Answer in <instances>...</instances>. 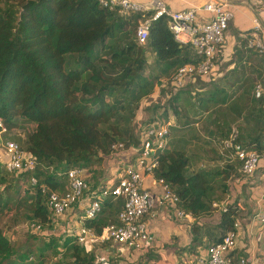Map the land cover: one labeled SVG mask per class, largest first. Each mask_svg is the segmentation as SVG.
I'll list each match as a JSON object with an SVG mask.
<instances>
[{"label": "trees", "instance_id": "trees-1", "mask_svg": "<svg viewBox=\"0 0 264 264\" xmlns=\"http://www.w3.org/2000/svg\"><path fill=\"white\" fill-rule=\"evenodd\" d=\"M3 2L0 6V118L5 133L17 128L20 120L34 124L19 146L26 155L35 158L38 165L32 172L14 174L16 182L22 180V184L27 185L22 190L23 202L29 204L35 223L52 226L47 193L63 194L69 190L67 170L101 167L104 157L111 153L139 147L135 110L140 108L139 100L165 79L170 84L168 102L171 101L169 105L175 114L178 110L174 104L179 105L180 93L187 90V85H194L189 91L192 94L189 108L186 107L191 113L183 115L185 121L199 111H207L211 103H220L221 107L231 103L226 117L224 112L208 116L210 122H214V127H210L213 130H208L212 135L207 139L208 144L229 137L233 127L238 130L237 143L247 151L262 154L264 136L260 133L247 138V126H240L247 123V105L241 110L236 100H230L234 92L229 94L225 88L212 85L214 79L207 84L211 88L195 86L198 79L173 90L171 77L176 69L185 64L197 65L201 58L190 45H180L174 40L165 16L151 22L146 43L139 45L135 40L136 27L134 30L133 27L148 18L152 11L109 10L101 7L97 0ZM248 49L257 55V50ZM261 63L264 66L263 56ZM256 101L264 102L263 92ZM240 102L247 103L243 99ZM169 105L143 123L171 116L174 125L170 136L175 122L174 116L168 114ZM232 115L236 125L226 119ZM182 125L186 128L189 124ZM222 126L225 130H221ZM215 133L221 134V138ZM189 141L184 136L179 139L175 136L173 140L168 137L153 176L163 179L179 197L176 208L197 218L212 211L214 194L219 190L227 191L228 179L244 174L238 160L227 161L221 168H189L192 160ZM212 145L218 150L214 143ZM6 172L0 160L1 184L8 182ZM32 176L37 179L35 184L30 181ZM215 179L220 180L219 186L215 185ZM42 186L47 188L46 192L42 191ZM100 202L101 210L96 218L85 220V225L96 234L117 221L110 218L115 213L117 216L121 206V201L113 200L112 196ZM6 205L0 193V213ZM236 215V204L231 203L221 211L216 224L196 221L190 224L193 235L190 249L197 253L199 246L206 248L221 241L228 231L234 230ZM54 240L58 238H52L51 242ZM62 245L71 251L73 264H97L88 254L89 248L76 243L74 238H64ZM144 254L138 253L134 261L139 263ZM0 257H3L0 264H35L29 260L28 253L14 254L1 229Z\"/></svg>", "mask_w": 264, "mask_h": 264}, {"label": "built area", "instance_id": "built-area-1", "mask_svg": "<svg viewBox=\"0 0 264 264\" xmlns=\"http://www.w3.org/2000/svg\"><path fill=\"white\" fill-rule=\"evenodd\" d=\"M97 2L109 10L118 8L122 12L152 11L151 15L140 21L135 29V40L139 45L146 43L151 22L165 16L174 40L180 45L188 44L195 50L201 58L200 62L197 65L185 64L176 69L171 77L174 91L193 82L196 76L207 78L213 75L218 48L223 45L225 32L233 18V12L227 3L207 0L201 5L172 10L162 0H152L148 4H141L135 0ZM260 2L264 6V0ZM201 12L206 15L199 18ZM251 24L252 34L246 39V48L255 49L264 57V27L257 17L251 19ZM260 94L261 89L256 88V97ZM173 125L171 116L139 124L137 133L140 145L136 149H129L133 152V159L116 167L112 181L106 179L93 184L84 178L83 169L75 167L67 170L69 190L63 194L55 191L47 193V207L53 216L52 226L34 222L32 223L34 233L49 236L52 233L56 235L61 233L64 234V238L72 237L76 243L86 248L94 243L108 244L114 248L112 252H115L116 256L123 257L131 251L144 254L145 249L154 242L150 225L143 217L148 215L153 218L156 204L170 208L176 220L191 222L193 218L191 213L176 208L180 201L179 197L169 189L163 179L153 176L158 156L167 145L170 128ZM3 132L5 127L0 118V133ZM236 137L237 130L232 128L229 137L213 140V143L227 161H240L244 177L249 178L255 172L261 156L243 148L236 142ZM3 149L5 158L3 164L8 172H32L38 165V161L26 155L14 140L5 141ZM146 178H149L150 183H146ZM30 181L35 184L37 179L32 176ZM153 184L161 187L159 194L151 191L150 187ZM42 191L46 192L47 188L42 186ZM111 196L113 200L121 201L117 221L106 225L101 234H96L92 228L85 225V220L96 218L101 210V199ZM212 205L215 207L218 204L213 202ZM76 209H79L78 214L75 213ZM225 209L226 206H223L222 210ZM252 219L261 226V239L264 244V207L256 211ZM236 227L235 221L234 230L228 231L221 241L208 245L206 256L204 259H197L196 264H249L244 256L235 259L230 255L235 248ZM101 261L106 260L102 258Z\"/></svg>", "mask_w": 264, "mask_h": 264}, {"label": "crops", "instance_id": "crops-1", "mask_svg": "<svg viewBox=\"0 0 264 264\" xmlns=\"http://www.w3.org/2000/svg\"><path fill=\"white\" fill-rule=\"evenodd\" d=\"M135 1L141 4H148L152 0ZM162 1L172 10H182L201 5L207 0ZM217 1L227 3L233 12V18L225 32L224 43L218 48L215 69L219 72L217 78H212L214 79L212 85L225 88L227 92H230L234 90L235 86L240 84H243L244 87L246 80L247 87H249L248 82L254 84L247 88V94L243 90L232 91L234 93L231 95L230 100L240 102L243 99L247 101V123L240 124L242 128L247 126V138L256 137L260 133H262L261 136H264V102L258 104L255 97L256 88H260L264 94L262 55L260 56L258 52L257 55L253 54V51H249L248 48L244 47L245 40L252 34L251 19L259 18L264 27V6L260 0ZM205 15V13L201 12L199 18ZM239 92L244 93L243 97ZM194 124L198 126L199 122ZM124 153L126 155H123ZM132 153L129 150L111 153L104 157L100 174L98 171L93 173L95 169H99L97 168L98 166H93L91 169H84V178L93 184L106 179L112 181L111 178L115 174L116 167L127 160L128 162L131 161L134 157ZM260 156L259 164L252 176L249 178L243 176L236 179H228V193L225 194L224 199L216 202L218 205L213 207L210 214L198 216L197 218L193 216L189 224L186 221L176 220L170 208L156 204L153 210L155 213L154 217L146 216L154 238V242L144 251V253L146 251L149 252L144 254L145 257L143 259L140 258L139 263L134 261V258L136 259L138 256V253L134 251L129 252L134 254L131 256L124 252L126 254L122 259L126 262L129 261L127 264H196L197 259H204L206 256V248L203 245L199 246L198 254L190 249L193 245L190 224L195 221L201 224H216L220 218L223 206L235 203L237 207L236 240L235 248L230 255L235 259L244 256L248 259L249 264H264V244L261 239V226L252 219L253 214L264 207V147ZM4 159V149L0 142V160L3 161ZM146 183H150L149 178H146ZM150 188L154 194L161 192V187L157 184L151 185ZM78 212L79 209H76L75 213L78 214ZM205 241L203 240V242ZM106 249H110V247ZM111 250H114V248H111Z\"/></svg>", "mask_w": 264, "mask_h": 264}, {"label": "rangeland", "instance_id": "rangeland-1", "mask_svg": "<svg viewBox=\"0 0 264 264\" xmlns=\"http://www.w3.org/2000/svg\"><path fill=\"white\" fill-rule=\"evenodd\" d=\"M3 3V0H0V6H3ZM135 27H137V25L133 27V30L135 29ZM218 72L219 71H217L216 69L213 70V75L211 74L207 78L196 76V80L194 79L193 83H195L199 79L196 83L198 87L211 88V85L207 86V84H209L208 82L212 78H217ZM250 83L251 82H248L249 87H247L246 80L244 87L243 84H240L238 86H235L234 90H231V92L243 90L244 93L247 94V88H250L252 85H254ZM161 84H155L152 91L139 100V103L141 104L140 108L138 110H135L136 113L134 124L136 126H139L140 123L150 120L153 115H159L162 112L163 107L169 105V102H171H168V97L170 95V84L166 79L162 80ZM165 86H167V88ZM193 87L194 85L192 84L187 85V87H185V89L187 90H182V92L180 93L179 105L174 104V106L177 107L178 110L177 114H175L170 105L167 108L168 114H172V116H174L173 119L175 122V126L171 130L169 140L171 138L173 140L175 136H178V139L184 136V138L186 137L188 140H190L188 152L191 154L192 160L189 168H221L226 165L227 160L225 156L221 155L218 150L215 149V147L212 145L213 142L212 144L207 143V139L212 138V135L208 134V130H213L212 128H210L211 125L214 127V122H210L208 116L211 117L213 114L224 112V116L226 117L228 113L226 109L231 105V103H228L227 106L223 105V107H221L222 105L220 103H211L208 105L207 111H199L198 115H193L195 117L199 116L198 119L195 117H191L188 121H185L183 115H186V113H191L190 111H188V109L186 110V107L189 108L188 104L190 102V96L192 95L189 91ZM228 93L230 94V92ZM244 93L239 92L242 97ZM246 105L247 103L244 102L237 103V106L241 110H243V107L245 108ZM153 111L155 112L152 113ZM226 119H229V123L231 125H236V122H233V115ZM195 121L199 122L198 126L194 124ZM182 124L189 125L185 128L182 127ZM33 127V123L26 120H20L17 128L13 129L9 133H1L0 142L3 145L7 140H14L21 145V141L23 140L24 136L28 132H30ZM221 130H225L224 126H222ZM215 135H218L216 137L221 138V134L215 133ZM123 155H126V153H124ZM127 162L128 160L123 163ZM97 168L99 169H95L93 173H97L98 171V173L100 174L102 166ZM6 173L8 182H6L5 184L0 183V193L7 201L5 209L0 213V229L9 239L14 254L17 255L28 253V256L31 257L29 260H32L35 264H73L71 251L69 249L63 248L62 245L64 234L60 233L56 235V233H52V235L49 236L46 234L43 235L34 233L32 229V223H34L32 218V211L29 208V204L23 202L24 192L22 190L27 185H23L22 180L16 182L17 177L14 173L8 171ZM215 180V185L219 186L218 184L220 183V180ZM16 185H18V187H16ZM225 188L227 190L225 193H222V191L218 189L219 191L214 194V198L216 197V199L213 202H218L219 200L224 199L225 194L228 193L227 182ZM212 203L211 207L213 208L214 206L212 205ZM208 214L210 213L202 214L201 216ZM110 219L115 220L116 213L111 216ZM52 238H58V240H54L53 242H51ZM87 248H89L90 250L88 254L90 253L89 255L94 258L93 261L97 264H100V261H98V259L102 260V258L106 260L105 262H101L102 264H127V262H129L123 260L122 257L116 256V253L112 252L111 247L110 249H106L109 248L108 244L101 245L94 243L90 244V246H87ZM2 260L3 257H0V263L2 262Z\"/></svg>", "mask_w": 264, "mask_h": 264}]
</instances>
